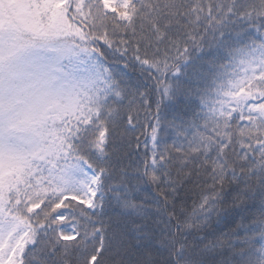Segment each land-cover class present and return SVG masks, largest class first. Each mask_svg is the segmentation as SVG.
Wrapping results in <instances>:
<instances>
[{"label": "snow or ice", "instance_id": "6c2138e0", "mask_svg": "<svg viewBox=\"0 0 264 264\" xmlns=\"http://www.w3.org/2000/svg\"><path fill=\"white\" fill-rule=\"evenodd\" d=\"M0 264H264V0H0Z\"/></svg>", "mask_w": 264, "mask_h": 264}, {"label": "trees", "instance_id": "16d2710c", "mask_svg": "<svg viewBox=\"0 0 264 264\" xmlns=\"http://www.w3.org/2000/svg\"><path fill=\"white\" fill-rule=\"evenodd\" d=\"M211 42V38L209 37L203 47L205 51H207V45L208 43ZM202 55L201 52L197 50H192V56L197 57ZM127 73V78L132 84H136L137 81L144 85V87H141V91H145V88L152 90V95H151V114H146L143 110L140 112V120H141V125L137 126V130L135 133H130V144L126 145L125 147V152L126 156L123 161V166H129L133 162L139 161L143 159V153L145 152V145L144 141L147 137L150 136L151 129L147 126L149 122H153V114L156 112V104L155 101L160 100L161 105H160V116L163 118V121H168L173 119L175 116H183L185 119H190L191 118V110L189 108H185L183 101L181 100L180 102L176 104H170L169 101L166 98H162L160 93L156 91L157 89V84L156 81L148 79L145 80L144 77L141 76L138 66L136 69L129 68L125 70ZM167 80V82L172 81V76L169 74L167 78L161 77V80ZM162 90V89H161ZM199 111V109H196ZM135 115V113H133ZM147 116V119L145 117ZM160 136L162 139V143L160 145L161 149L167 145L169 148H171L173 141L176 140L175 134L169 129L167 131H161ZM136 137H139V147H137V140ZM148 147H151V142L149 140ZM173 155H176V153L173 151ZM129 174L130 175H135V169L132 167L128 168ZM142 171V168H141ZM173 176H176V170L173 169ZM136 182L133 181V184ZM158 189L154 185H148V184H141L140 188L138 191L132 193L133 196L137 198V202H142L146 197L149 200H152L153 198H160L158 195ZM207 188L204 187L203 185H199L196 182L192 183H186L180 186V191H179V199L181 202H186L187 206L191 207L192 202L194 200H197L202 192H206ZM155 204L152 205L153 208H155ZM179 207V203L177 205ZM109 215L115 214L116 212L119 211L115 207V202H113V206L109 209H107ZM107 218V217H105ZM238 219V218H237ZM228 227L235 228V224H229L227 227L222 223L219 226V230L227 232Z\"/></svg>", "mask_w": 264, "mask_h": 264}]
</instances>
